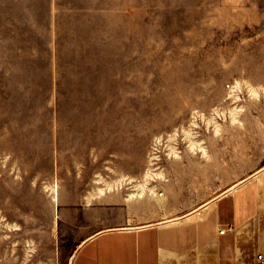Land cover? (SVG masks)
I'll use <instances>...</instances> for the list:
<instances>
[{
    "label": "rangeland",
    "instance_id": "374dc122",
    "mask_svg": "<svg viewBox=\"0 0 264 264\" xmlns=\"http://www.w3.org/2000/svg\"><path fill=\"white\" fill-rule=\"evenodd\" d=\"M262 167L264 0H0V264L114 219L62 192L169 219Z\"/></svg>",
    "mask_w": 264,
    "mask_h": 264
},
{
    "label": "crops",
    "instance_id": "0c3cea01",
    "mask_svg": "<svg viewBox=\"0 0 264 264\" xmlns=\"http://www.w3.org/2000/svg\"><path fill=\"white\" fill-rule=\"evenodd\" d=\"M100 197L95 204L83 194L56 197L83 206L86 217L114 214L76 246L70 264H260L264 256V167L189 216L142 220L134 198Z\"/></svg>",
    "mask_w": 264,
    "mask_h": 264
},
{
    "label": "built area",
    "instance_id": "2783aa9c",
    "mask_svg": "<svg viewBox=\"0 0 264 264\" xmlns=\"http://www.w3.org/2000/svg\"><path fill=\"white\" fill-rule=\"evenodd\" d=\"M258 259L260 260V264H264V256H263V254H258Z\"/></svg>",
    "mask_w": 264,
    "mask_h": 264
},
{
    "label": "water",
    "instance_id": "95a60500",
    "mask_svg": "<svg viewBox=\"0 0 264 264\" xmlns=\"http://www.w3.org/2000/svg\"><path fill=\"white\" fill-rule=\"evenodd\" d=\"M240 184V182L239 183H237V184H234L233 186H231L230 188H228L226 191H228V190H231V189H233V188H235L236 186H238Z\"/></svg>",
    "mask_w": 264,
    "mask_h": 264
}]
</instances>
